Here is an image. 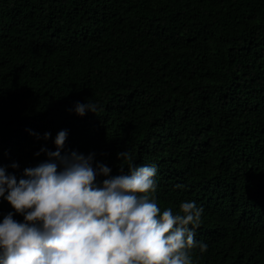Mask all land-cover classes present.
I'll return each instance as SVG.
<instances>
[{"label": "trees", "instance_id": "16d2710c", "mask_svg": "<svg viewBox=\"0 0 264 264\" xmlns=\"http://www.w3.org/2000/svg\"><path fill=\"white\" fill-rule=\"evenodd\" d=\"M61 130L112 175L156 165L162 210L202 207L193 264H264V0H0V166Z\"/></svg>", "mask_w": 264, "mask_h": 264}, {"label": "clouds", "instance_id": "9594fccd", "mask_svg": "<svg viewBox=\"0 0 264 264\" xmlns=\"http://www.w3.org/2000/svg\"><path fill=\"white\" fill-rule=\"evenodd\" d=\"M74 111L84 116L98 105L77 102ZM67 135L59 131L56 151L19 179L0 166V197L23 216L9 212L0 221V264H193V250H207L195 239L202 207L158 205L156 165L137 166L125 150L117 158L127 172L112 175L94 153L63 151Z\"/></svg>", "mask_w": 264, "mask_h": 264}]
</instances>
